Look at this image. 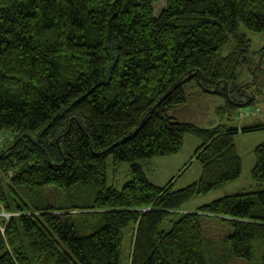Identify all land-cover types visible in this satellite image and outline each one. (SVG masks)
Instances as JSON below:
<instances>
[{"label":"trees","instance_id":"16d2710c","mask_svg":"<svg viewBox=\"0 0 264 264\" xmlns=\"http://www.w3.org/2000/svg\"><path fill=\"white\" fill-rule=\"evenodd\" d=\"M161 1L0 0V133L13 137L0 147V172L10 176L0 179V207L17 213L0 222V264H209L206 217L233 228L225 239L233 257L264 264L262 189L171 219L238 181L242 159L239 130L170 116L192 82L233 112L230 85L250 62L242 29L264 34V0H166L157 15ZM186 136L201 142L200 178L179 191L151 183L140 162L178 155ZM254 154L252 179L263 183L264 144ZM109 157L131 164L120 191L108 186ZM77 185L94 186L95 201L31 208L19 194Z\"/></svg>","mask_w":264,"mask_h":264},{"label":"rangeland","instance_id":"374dc122","mask_svg":"<svg viewBox=\"0 0 264 264\" xmlns=\"http://www.w3.org/2000/svg\"><path fill=\"white\" fill-rule=\"evenodd\" d=\"M165 6L166 0L159 2L155 6L156 14H160ZM242 31L251 41L250 62L241 69L237 85H230V98L238 104L234 106L233 112L221 110L228 102L226 97L204 93L194 82L185 86L187 103L170 112V116L178 122L193 124L203 129H213L224 125L239 130L235 135V146L242 159V175L238 181L218 191L191 200L183 206L180 213L171 216L172 220H177L191 211L195 213L200 207L227 195L264 190V182L257 183L252 179V169L256 163L254 149L264 144V129L242 132V129L246 127L264 124V34L253 33L245 28ZM239 87L242 88L241 93L237 90ZM251 97L254 101L250 105L239 106L244 101L249 102ZM250 114L252 116H249ZM200 144L199 139L186 136L184 148L178 156L145 160L140 164L151 183L165 187L173 181V191H179L196 182L201 176V165L194 159V153ZM108 163V186L120 191L131 180V164L123 163L115 167L112 157H109ZM0 179L6 184L10 183V176L3 172H0ZM19 194L31 208L33 206L44 208L60 207L66 205L68 201L77 204L93 203L97 192L92 185H77L70 190L56 186L35 187L22 190ZM15 215L17 213L6 212L0 207V222ZM203 224L206 247L213 250L212 254L211 250L207 249L209 264H249L246 260L232 256L231 247L225 241L233 232V228L228 223L219 218L206 217L203 219ZM165 230H170V224H167ZM131 248L132 232L128 231L122 247L124 262L129 258Z\"/></svg>","mask_w":264,"mask_h":264},{"label":"built area","instance_id":"2783aa9c","mask_svg":"<svg viewBox=\"0 0 264 264\" xmlns=\"http://www.w3.org/2000/svg\"><path fill=\"white\" fill-rule=\"evenodd\" d=\"M249 116H252V115L250 114ZM10 136H9V134L7 135L5 133H0V147L3 146L5 143H7V142L12 140L13 137L12 136L10 137ZM11 217H9V219ZM9 219H7L6 221H9Z\"/></svg>","mask_w":264,"mask_h":264},{"label":"crops","instance_id":"0c3cea01","mask_svg":"<svg viewBox=\"0 0 264 264\" xmlns=\"http://www.w3.org/2000/svg\"><path fill=\"white\" fill-rule=\"evenodd\" d=\"M200 145H201V144H200ZM200 145H199V146H200ZM199 146H198V147H199ZM183 148H184V147H183ZM177 156H178V155H177ZM192 160H193V159H192ZM191 164H193V163H191ZM185 166H186V165H184V167H185ZM190 213H192V211H191ZM203 225H204V224H203ZM204 231H205V230H204ZM230 234H231V233H230ZM204 235H205V234H204Z\"/></svg>","mask_w":264,"mask_h":264}]
</instances>
